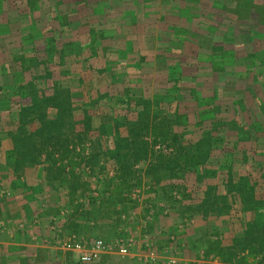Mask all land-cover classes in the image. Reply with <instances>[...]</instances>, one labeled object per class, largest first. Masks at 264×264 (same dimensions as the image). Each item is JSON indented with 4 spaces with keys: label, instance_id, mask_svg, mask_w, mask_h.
Returning <instances> with one entry per match:
<instances>
[{
    "label": "trees",
    "instance_id": "1",
    "mask_svg": "<svg viewBox=\"0 0 264 264\" xmlns=\"http://www.w3.org/2000/svg\"><path fill=\"white\" fill-rule=\"evenodd\" d=\"M237 16L239 19L244 17L242 14ZM89 34L90 43L75 44L71 40L60 42L47 31L41 33L46 55L40 69L42 71L20 85L25 87L27 101L25 103L20 98L17 112L19 126L15 135L9 133L14 140L16 152L23 157L22 163L17 162V165L43 163L44 178L49 186L53 189L66 188L70 200H75L71 217L84 216L88 211L83 199L79 201L80 197H87L88 205L92 208L100 207L106 202L104 206H109L112 213L126 212L138 201L137 197L131 196V190L143 185L147 186L148 191L157 190L156 186L160 184L163 192L175 200L180 189L176 190V185H169L163 180L183 177L182 174L187 171L194 172L195 180L204 184L203 194L197 197L192 194L193 187L188 188L183 184L178 202L185 209L202 216L228 217L235 225L231 243L224 244L219 236L209 237L203 244L204 255H216L227 263H247L249 256L254 257V261L261 262L262 259L256 257L260 254L261 257L264 256L262 95L251 104L246 103L242 93L238 94L232 104L227 105L228 114L224 115L220 114L222 106L215 103L217 88H212L213 94L204 102L212 103V107L207 110L211 109L212 114L214 112L216 115L208 117L205 123L202 119L197 137L189 140V135L185 136V131H188L186 125L177 129L170 124L173 122L180 126L182 121L183 124L188 123L187 117L176 111L172 112L171 117V112L164 113L159 109L160 102L168 97L175 98V95L171 97L168 91L169 95H147L141 90V80H150L151 70L146 72L147 75L137 73V64L152 54H140L141 47L135 43V39H125L123 46L97 45L98 39L105 37V34L113 38L115 44L127 37L114 31L92 27ZM222 38L230 39L224 38V35ZM166 49L170 48L166 45L164 50ZM207 49L211 57H214L215 49H218L222 57L217 61L224 60L226 52L222 45L215 46L214 42ZM31 51L28 67L31 71H37L41 61H37L35 57L36 48ZM261 53L264 51H259ZM246 55L253 60L259 59L257 63L252 60L251 65L264 67V59L257 52L249 51ZM120 61L125 63L123 71L113 70L111 63ZM232 66L235 67L232 63L219 67L213 65L212 69L214 72L219 69L227 71ZM73 70L79 71V76L69 81L68 75ZM249 73L251 71H240L238 75H248L250 78ZM168 77L170 79L171 76ZM118 82L123 84L120 91L114 92L108 88ZM71 84L75 86L74 89ZM149 84L150 81L145 85ZM83 90L93 93L82 98ZM73 99L80 102L86 100L84 102L87 107H83L81 103L77 106L81 109L78 117L74 113L76 106L72 103ZM125 109L126 112L128 109L135 110V116L129 118ZM34 122L37 125L31 128L30 125ZM77 122L82 125L81 130L71 132ZM122 128L126 133L123 134ZM91 130H94V137L91 139L96 142L95 149L85 153L81 144L90 140L88 134L91 135ZM228 130L235 131L234 138L227 137ZM103 140L109 141L105 147L102 146ZM245 144L249 145L245 147ZM163 145L170 150L164 152ZM215 149L219 152L213 160L212 153ZM100 154L114 159L117 170L113 174L104 173L100 180L103 188L97 189V195H94L91 193V182L83 178L82 171L86 165L93 171L94 165H99ZM136 162L143 163L140 169L133 167ZM234 163L245 164L248 171H234ZM141 170L142 175L139 174ZM117 204H120L119 208H116ZM146 209L148 210L147 207ZM182 209L176 212L181 217ZM157 213L158 210L155 209V214ZM79 225L78 222H72V226ZM214 234L219 233L215 231Z\"/></svg>",
    "mask_w": 264,
    "mask_h": 264
},
{
    "label": "rangeland",
    "instance_id": "2",
    "mask_svg": "<svg viewBox=\"0 0 264 264\" xmlns=\"http://www.w3.org/2000/svg\"><path fill=\"white\" fill-rule=\"evenodd\" d=\"M112 1L117 6L111 7L112 15L107 17L109 22H105V17L104 23L117 25L120 20L125 29L121 30L119 34L134 38L135 43L141 47L140 54H152L138 62L137 73L147 75L146 72L151 70L150 80L147 78L141 80L140 78L143 82L141 90L147 95L167 94L168 92L171 97L175 95V98L168 97L162 103L160 102L159 109L164 113L171 112V117L173 111L187 117L188 123L183 124L182 121L180 126L173 122L170 124L177 129L186 125L185 128H188V131H185V136L189 135V140L197 137V129L202 125L199 123L202 119L205 123L208 117L216 115L214 112L212 114L211 109L207 110L212 107V103L204 102L213 94L212 88H217L218 95L215 103L222 106L223 111L221 110L220 114L224 115L228 114L227 105L232 104L240 93L244 96L246 103L252 104L261 98L260 95L264 100V67L251 65L250 62L253 58L246 55L249 51H255L261 56V59H264V53L259 54V51H264V0H136L134 3L133 0ZM149 3L152 15H143L144 30L140 31L137 25V29L130 26L140 22H129L128 12L133 8L136 11H142L143 6H148ZM83 4L81 2L79 6ZM100 7L101 5L99 9ZM94 11L95 14L98 13L96 10ZM147 11L150 12L149 9ZM237 14H242L244 17L239 19ZM223 35L224 38L230 39H223ZM104 36L97 42L101 44L112 42L111 37L106 34ZM125 39L127 38L120 40L119 45L122 46ZM85 40H87L86 32H79L76 41L81 44ZM214 42L215 46L222 45L226 52L224 60L220 62L217 59L222 56L218 49H215L214 57L208 55L209 49L207 48L211 47ZM166 45L170 49L164 50ZM253 61L257 63L259 59ZM230 63L235 67H228L227 71L219 69L218 72H214L212 69L213 65L219 67ZM240 71H251L250 78L248 75L240 77L238 75ZM168 75L173 77V80L171 77L169 79ZM148 81L150 84L146 86ZM121 85L123 84L118 82L116 85L111 84L108 88L116 92V90H121ZM92 93L88 92V95L85 94L82 98H87ZM8 97L3 95L1 99L7 101ZM84 101L86 102V100L80 102V100L73 99L72 103L76 106L74 108L75 115L76 113L81 115V109L77 106L81 103L80 105L85 107ZM102 112L104 111L102 110ZM125 113L129 118H133L136 111L128 109L126 112L125 109ZM81 128L82 125L77 122L71 132H77ZM122 129L123 134L126 133V130ZM93 131L91 130V135L88 134L90 140L81 144L85 148V153L95 149L96 142L91 139L94 137ZM234 133L235 131L228 130L226 135L231 139L234 138ZM102 143V146L105 147L109 141L103 140ZM3 145L5 144L3 143ZM248 145L245 144V147ZM14 146L15 143L12 140L10 145L5 146L8 148L2 147L5 148L1 163L4 167L9 165L13 167L17 162L22 163L23 157L16 152ZM157 147L158 144L155 145V148ZM0 150L2 151L1 147ZM167 150L170 149L163 145V151ZM217 152H219L217 149L213 151V160L218 154ZM106 156L103 154L98 156V163L103 166L94 165V170L91 171V168L86 165L82 171L83 178L90 180L91 193L94 195H97V189L103 188L100 180L104 177V173L113 174L117 170L115 160ZM42 158H44L43 154ZM37 164L43 163L38 162ZM142 164L136 162L133 167L140 169ZM16 166L18 165L16 164ZM233 170L241 173L247 172L248 168L245 164L234 163ZM139 174L142 175V170ZM182 175L184 176L163 180L169 185H176V190L180 189L176 193L175 200L163 192L160 184L156 186L157 190L146 191V185L134 187L131 190V196L138 198L137 203L126 212L119 214L112 213L109 206H104L105 200L103 207L92 208L88 205L87 197L78 198L79 201L83 199L84 207L88 205V211L84 213L83 218L93 222L89 223L88 221L86 224L83 223L86 221L82 220L81 224L75 227L67 223L66 220V236L63 237L60 244L62 245L63 241L71 235L81 240L102 239L106 244H113V248L107 249V251L114 253L109 257H99L91 262L83 263L73 259L69 260L67 264H263L264 256L261 257L262 254L256 257V259H262L261 262L254 261L255 258L249 256L247 263H227L221 261L216 255H204L203 244L209 237L219 236L224 244L231 243L235 225L228 217L202 216L190 209H185L181 202H178L182 195L181 191H183L181 185L185 184L188 188L193 187L192 194L199 197L203 194L204 184L195 180L194 172L187 171ZM54 181L58 183L57 179ZM213 182H215V178H213ZM45 183L49 185L46 180ZM57 191L60 193L56 199L59 212L62 210L65 216L70 215L74 211L75 200H70L66 188L58 187ZM49 198H56V196L53 195ZM119 207L120 204H117L116 208ZM180 208H183L182 217L176 214ZM155 209L158 210L157 214H155ZM65 219H68V216ZM2 225L3 222H0V227ZM215 231L219 234L215 235ZM127 239H130V244L127 252L122 254L115 245V241L120 240L126 243ZM171 258L175 259L174 263L170 262Z\"/></svg>",
    "mask_w": 264,
    "mask_h": 264
},
{
    "label": "crops",
    "instance_id": "3",
    "mask_svg": "<svg viewBox=\"0 0 264 264\" xmlns=\"http://www.w3.org/2000/svg\"><path fill=\"white\" fill-rule=\"evenodd\" d=\"M81 2L85 5L79 6ZM149 5L143 6L142 11L131 6L133 9L127 14L130 17L128 21L140 23L130 26L136 28L137 25L140 31L144 30L143 15H152ZM116 6L112 0H0V222H3L0 227V264H67L69 260H78L60 241L66 236L67 223L71 225L73 221L80 223L84 220L86 222L83 223L87 224L89 220L69 214L65 219L64 212H59L56 199L60 193L45 183L42 164L18 167L15 163L13 167H4L1 163L4 150L8 148L5 146L12 143L9 133L14 134L18 126L19 100L27 101L25 87L20 85L42 71L46 55L41 33L47 31L60 42L71 40L75 44L78 43L79 32H86L87 40L81 44H88L92 27L119 33L125 29L120 20L117 25L107 24V17L112 15L111 7ZM116 43L112 38L111 43L98 42L97 45H119L118 41ZM34 48L37 61H41L37 71L28 67V56ZM123 65V61L111 63L115 71H123ZM78 76L79 71H71L69 81ZM71 86L74 89L75 86ZM85 94L88 95L87 90L81 91L82 96ZM3 95L9 96L7 101H2ZM36 125L34 122L30 127ZM53 195L56 198H49ZM113 253L103 251L100 257H109Z\"/></svg>",
    "mask_w": 264,
    "mask_h": 264
},
{
    "label": "built area",
    "instance_id": "4",
    "mask_svg": "<svg viewBox=\"0 0 264 264\" xmlns=\"http://www.w3.org/2000/svg\"><path fill=\"white\" fill-rule=\"evenodd\" d=\"M130 239H127L126 243L121 242L120 240H116L115 245L118 247V250L124 254L128 250V245ZM62 245L71 250L76 258L83 262H91L100 257V254L103 251H107V249L113 248V244H106L102 239H94V240H85L78 239L74 235L66 238ZM175 259L171 258L170 262L174 263Z\"/></svg>",
    "mask_w": 264,
    "mask_h": 264
}]
</instances>
